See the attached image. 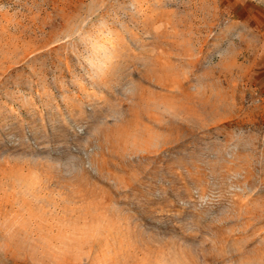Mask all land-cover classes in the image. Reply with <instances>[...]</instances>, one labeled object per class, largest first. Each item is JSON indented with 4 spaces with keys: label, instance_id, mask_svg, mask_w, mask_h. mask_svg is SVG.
Segmentation results:
<instances>
[{
    "label": "rangeland",
    "instance_id": "1",
    "mask_svg": "<svg viewBox=\"0 0 264 264\" xmlns=\"http://www.w3.org/2000/svg\"><path fill=\"white\" fill-rule=\"evenodd\" d=\"M0 264H264V0H0Z\"/></svg>",
    "mask_w": 264,
    "mask_h": 264
}]
</instances>
